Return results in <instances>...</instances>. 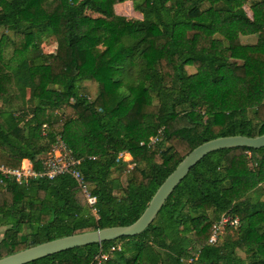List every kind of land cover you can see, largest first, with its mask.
I'll return each mask as SVG.
<instances>
[{
	"label": "trees",
	"instance_id": "1",
	"mask_svg": "<svg viewBox=\"0 0 264 264\" xmlns=\"http://www.w3.org/2000/svg\"><path fill=\"white\" fill-rule=\"evenodd\" d=\"M123 1L0 0V29L11 34L0 41V165L16 169L27 159L39 171L60 136L82 158L97 214L68 175L25 183L0 176V257L130 224L196 145L264 133V0H250V17L244 0H129L139 18L114 13ZM245 35H255L251 46L240 43ZM46 36L56 41L52 53L40 49ZM86 81L96 86L92 99L80 92ZM66 105L73 115L58 116ZM263 170L264 147L211 151L139 234L24 264H264ZM224 212L238 224L208 243L211 222ZM116 243L97 263L98 252Z\"/></svg>",
	"mask_w": 264,
	"mask_h": 264
},
{
	"label": "water",
	"instance_id": "2",
	"mask_svg": "<svg viewBox=\"0 0 264 264\" xmlns=\"http://www.w3.org/2000/svg\"><path fill=\"white\" fill-rule=\"evenodd\" d=\"M232 147H264V133L257 136L226 135L208 139L188 151L156 188L147 205L130 224L109 226L70 234L44 241L0 257V264H24L76 246L110 241L121 236H134L151 223L166 197L188 170L207 153Z\"/></svg>",
	"mask_w": 264,
	"mask_h": 264
},
{
	"label": "built area",
	"instance_id": "3",
	"mask_svg": "<svg viewBox=\"0 0 264 264\" xmlns=\"http://www.w3.org/2000/svg\"><path fill=\"white\" fill-rule=\"evenodd\" d=\"M41 128L43 129L44 125H42ZM155 140L156 138L151 137L149 143H153ZM121 154L126 155L130 159L127 153H119L118 157H120ZM81 159L82 158L75 157L71 153L70 149H68L60 136H56L48 151L41 157V168L39 171H34L27 159H22L19 167L16 169L0 165V176L9 178L16 183H25L29 179L36 177L52 179L58 175H68L78 186L89 212L94 218H97L95 209L96 197L91 193L90 187L84 182L83 175L78 169ZM24 161L25 164H23ZM237 224L238 219L236 216L227 212L221 213L218 218L213 220L210 224V233L207 242L214 243L224 226H236ZM114 249H119V246H111L107 251L100 250L95 256L96 262L99 263L100 261L105 260L108 254Z\"/></svg>",
	"mask_w": 264,
	"mask_h": 264
},
{
	"label": "rangeland",
	"instance_id": "4",
	"mask_svg": "<svg viewBox=\"0 0 264 264\" xmlns=\"http://www.w3.org/2000/svg\"><path fill=\"white\" fill-rule=\"evenodd\" d=\"M249 3H250V0H244V4H243V9H244V11L248 17H250V15H251L250 9H249ZM113 11L116 15H121L125 18H139L140 17L139 13L133 11L132 6H131V2L129 0H125L123 2L114 4L113 5ZM89 15L96 16L93 13H89ZM4 35H11V34H10V32H6L5 30L0 29V41L2 40ZM239 41L243 45L246 44V45L251 46L250 44H253L255 42V35L239 36ZM212 44L214 46H221V44H222L221 36H219L218 34H214L212 37ZM55 48H56V41H55L53 36L42 37V40L40 43V49L43 53H52L55 51ZM185 69H186L187 73H193L195 71L194 67H192V66H186ZM229 84L232 85L233 87H235V90L240 89V82L238 79L230 80ZM80 92L82 94L86 95L89 99H92L96 94V86H95V84H92V83L87 82V81L83 82V84L81 85ZM56 114L58 116H61V115L62 116H66V115L71 116V115H73V111L66 105V106L61 107L59 110H57ZM120 157L124 161H129V158L124 154H121ZM23 164H25V161L23 162ZM130 166H131V163H128L127 167H130ZM112 175H114V174H112ZM261 177L262 178L264 177V170L261 172ZM124 179H125L124 171H121V173L118 177L120 185L124 184ZM258 188H259V191L261 193L260 194L261 198H264V185L260 186ZM2 231H3V227H0V238L2 235ZM116 245L119 246V243H116Z\"/></svg>",
	"mask_w": 264,
	"mask_h": 264
},
{
	"label": "crops",
	"instance_id": "5",
	"mask_svg": "<svg viewBox=\"0 0 264 264\" xmlns=\"http://www.w3.org/2000/svg\"><path fill=\"white\" fill-rule=\"evenodd\" d=\"M119 6V5H118Z\"/></svg>",
	"mask_w": 264,
	"mask_h": 264
}]
</instances>
